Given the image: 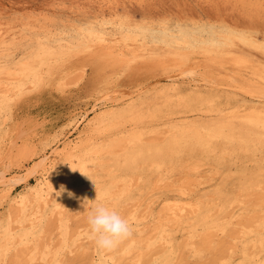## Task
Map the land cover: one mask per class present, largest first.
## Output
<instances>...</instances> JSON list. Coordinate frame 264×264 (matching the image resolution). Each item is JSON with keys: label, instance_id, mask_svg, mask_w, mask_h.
Returning a JSON list of instances; mask_svg holds the SVG:
<instances>
[{"label": "rangeland", "instance_id": "obj_1", "mask_svg": "<svg viewBox=\"0 0 264 264\" xmlns=\"http://www.w3.org/2000/svg\"><path fill=\"white\" fill-rule=\"evenodd\" d=\"M0 46V95L11 96L0 113V175L10 179L0 184V264H264V126L233 114L263 102L254 96L264 95V0H0ZM86 48L91 55L48 77L46 52L59 66ZM87 60L82 70L78 63ZM28 61L45 78L37 89L32 75L7 72ZM19 82L23 89L13 91ZM129 104L143 109L91 132L108 107L119 112ZM241 122L248 152L218 138L210 156L184 151L157 160L148 184L123 163L129 131L141 132L144 143H164L174 128L234 133ZM86 140L80 157L90 167L74 172L79 158L68 160V150ZM62 185L67 191L57 195ZM96 203L133 226L110 251L90 238Z\"/></svg>", "mask_w": 264, "mask_h": 264}, {"label": "bare ground", "instance_id": "obj_2", "mask_svg": "<svg viewBox=\"0 0 264 264\" xmlns=\"http://www.w3.org/2000/svg\"><path fill=\"white\" fill-rule=\"evenodd\" d=\"M105 41V40H104ZM2 44H3V46L6 44V41H4L3 40V42H2ZM1 47V46H0ZM73 51V50H72ZM77 51V50H76ZM96 52V51H95ZM98 52V51H97ZM45 54H47V56H45L46 58L45 59H43L44 58V56H42L41 58L43 59V60H41V62L42 61H46V62H44V64H45V66H44V68H45V70L47 71V75H48V77L50 78V77H53L54 75H55V72H56V68H57V70L58 69H62V70H65L66 71V69L68 68L69 69V66H68V64L67 63H69L71 60H74V59H76V63H77V57L80 55V54H85L86 56H89V55H91V49L90 48H86V50H84L83 52H78V53H72V54H69V56L68 57H66L65 59H64V61H63V63L61 64V65H59V66H54V65H50V60H51V54L50 53H48V52H46ZM94 55V54H93ZM89 58V57H88ZM103 58V57H102ZM47 59V60H46ZM94 59H96V56H94ZM93 59V60H94ZM99 59V58H98ZM242 60V59H241ZM40 61V60H39ZM236 61V60H235ZM74 62V63H75ZM238 62V61H237ZM30 63H32V61H28V62H26V63H23V65L21 66V68H20V70H18V69H13V68H8L7 70V72H9V70H12L11 72H12V76H15V77H17L18 79H21V78H23V77H27V76H31L32 75V78H33V83L35 84V88L37 89L38 88V86H40V85H44L43 84V82L45 81V78H41V74L40 73H36V72H34V70H33V68H31L30 66H31V64ZM175 63V62H174ZM30 64V65H29ZM42 65H44L43 63H41ZM79 64H81L82 65V70L83 69H85V70H87V67L89 66V63H88V60L87 61H85V62H82V63H78V65ZM78 65H76V67L78 66ZM101 66V65H100ZM100 66H98L97 68L99 69V67ZM150 66V65H149ZM161 66V65H160ZM186 67H188V66H186ZM71 68V67H70ZM79 69H81V67H78ZM77 68V69H78ZM96 68V69H97ZM41 70H42V68H40ZM95 69V70H96ZM94 70V71H95ZM189 70H191V69H189ZM193 70V69H192ZM191 70V72H193ZM65 71H63V73H66ZM81 71V70H80ZM97 71H99V70H97ZM96 71V72H97ZM182 71V70H181ZM187 71V70H186ZM194 71H195V69H194ZM83 73H84V71H82ZM81 72V73H82ZM77 73H78V71H77ZM14 74V75H13ZM161 74V73H160ZM3 75V74H2ZM9 75H10V73H9ZM66 75V74H65ZM167 75V74H166ZM93 76H95V73H94V75ZM102 76V75H101ZM169 76V75H168ZM175 76V75H174ZM96 78H98L97 76H95ZM173 77V76H172ZM206 77V76H205ZM210 77V76H209ZM11 78V77H10ZM161 78H163V77H161ZM62 79H64V78H62ZM88 79V78H87ZM67 80V79H66ZM95 80V79H94ZM97 80V79H96ZM163 80V79H162ZM216 80V79H215ZM137 81V80H136ZM72 82V81H71ZM95 82H97V81H95ZM157 82V81H156ZM159 83V82H158ZM172 83V82H171ZM234 83V82H233ZM3 84V83H2ZM93 85H94V83H92ZM100 84V83H99ZM163 84V83H162ZM175 84H178V83H176L175 82ZM229 84V83H228ZM96 85V84H95ZM1 86V85H0ZM16 88L15 89H13V91H21L22 89H23V84H22V82H19V84L17 85V86H15ZM163 87V89H161V91H163V90H165L164 89V87H166V85L164 86H162ZM161 87V88H162ZM179 87V86H178ZM193 87V86H192ZM227 87V86H226ZM232 86H230V88H231ZM90 88V87H89ZM108 88V87H107ZM166 88H168V87H166ZM233 88V87H232ZM236 88H238V87H236ZM9 90V89H8ZM180 90H182V89H178V93H181V92H179ZM192 90V89H191ZM260 90H264V88H260ZM9 91H12V89L11 90H9ZM161 91H159V93L161 92ZM193 91V90H192ZM247 91V90H246ZM258 91V90H257ZM5 92H7V91H5ZM164 92V91H163ZM250 92V91H249ZM165 93V92H164ZM164 93H162V95H164ZM193 93V92H192ZM252 93H254V92H252ZM198 95V97L197 98H200V99H202V95L201 94H199V93H197ZM257 94H259V93H257ZM10 95V94H9ZM9 95H8V93L6 94H3L2 96L0 95V113H1V111H2V107H3V104H4V101L6 100V99H8V98H11V96L9 97ZM13 95V94H12ZM87 95V94H86ZM95 95V94H94ZM101 95V94H100ZM99 95V96H100ZM132 95V94H131ZM166 95V94H165ZM172 95H173V93H172ZM220 95V94H219ZM256 95V94H255ZM130 96V95H129ZM252 96V95H251ZM122 97V96H121ZM166 97V96H165ZM164 97V98H165ZM179 97V96H178ZM206 97V96H205ZM253 97V96H252ZM255 98H263V102H262V104L260 105V106H257V107H245V106H242V107H238V108H235L234 110H233V114L234 115H236V116H239V117H242L243 119V121H245V122H247V123H251V124H254V125H258V126H264V95H261V94H259V95H257V96H254ZM51 98V97H50ZM196 98V99H197ZM204 98V97H203ZM104 98H102V99H98V100H103ZM166 99H168V98H166ZM173 99H174V96H173ZM57 100V99H56ZM107 100V99H106ZM114 100V99H113ZM120 100V99H119ZM169 100V99H168ZM176 100V99H175ZM184 100V99H183ZM191 100H192V97H191ZM190 99H189V102L191 101ZM198 100V99H197ZM208 100V99H207ZM122 101V100H121ZM173 101V100H172ZM261 101H262V99H261ZM9 102V101H8ZM133 102H134V100H133ZM175 102V101H174ZM184 102V101H183ZM194 102V100H192L190 103H193ZM244 102V101H243ZM129 103V102H128ZM170 103H171V101H169V102H167V106H169L170 105ZM182 103V102H181ZM185 103H187L186 101H185ZM189 103V104H190ZM20 104V103H19ZM104 105H105V103H103ZM135 104V103H134ZM145 104V103H144ZM148 104V103H147ZM242 104V103H241ZM128 107L126 108V109H124V110H122V109H119L120 111L118 112L117 111V109L116 110H113V107H112V109H110L108 106V108L107 109H109V110H107V111H105V112H102L100 115H98V117L96 118V122H95V126L93 125V127H95V128H93L92 130H91V132L92 131H94L95 129H96V127L98 126V125H100V124H102V123H104V122H106L108 119H114V117L117 115V116H119V115H122V113H129L130 115H133L135 112H136V110L137 109H139L140 110V108L141 109H143V104H138V106H135L136 108H135V110H134V108H133V106H132V104H129V105H127ZM176 106V105H175ZM224 106V105H223ZM6 107V106H5ZM4 107V108H5ZM96 107V106H95ZM100 107V106H99ZM173 107V106H172ZM151 108V107H150ZM220 108V107H219ZM8 109V108H7ZM173 109V108H172ZM68 110V109H67ZM104 110V109H103ZM74 112V111H73ZM146 112V111H145ZM5 113V112H4ZM87 113V112H86ZM141 112H138V114L140 115V116H142V114H140ZM233 115V116H234ZM60 117V116H59ZM83 118V117H82ZM233 118V117H232ZM134 119H135V117H134ZM2 120H3V118H2ZM29 120H30V118H29ZM239 120V119H238ZM28 121V120H27ZM94 122V121H93ZM226 122V121H225ZM21 123V122H20ZM26 123V122H25ZM232 123V122H231ZM238 123V122H237ZM23 124V123H22ZM91 124V123H90ZM242 122H241V124H240V127L238 128V130L236 131V132H234V133H232V132H225V131H223V132H221V133H218V132H216L215 130H213V129H202V128H199V127H196V126H194V125H190L187 129H184V130H179L178 131V129H176V128H174L173 130H175V131H177V133L176 134H174V136H172L171 135V138L169 139V140H167L166 142H164V143H159L158 141H151V142H149V143H144L143 141H142V139H141V132H139V133H137V132H135V133H132V132H128V133H131V134H128L127 133V135H124V137H125V142H127V145H126V147L125 148H123L124 149V151H123V163L124 164H126V165H128V166H130L132 169H133V171L135 172V173H138L139 174V178H140V181H142L143 183H146V184H148L149 182H151V179H150V177H149V171L151 170V169H153L154 167H156L157 165H158V163H157V160H159V159H170V158H172L171 157V155H173V154H179V153H182V152H184V151H190V152H200V154L202 153V154H204L205 156H207V155H212V154H209V153H211V152H214V151H217L218 149H219V147H216L214 144H213V141H215V139H218V138H220V139H223V140H225V142H227V143H231V144H233L234 142L239 146V149L238 148H236V149H238V151H240L241 152V150L243 149L244 151L243 152H245V147H247L248 146V144L250 143V139L247 137V135H246V133H245V131H244V129H243V127L244 126H242ZM236 125V124H235ZM77 126V125H76ZM222 126H223V124H222ZM228 126H229V124H228ZM231 126H233V125H231ZM242 126V127H241ZM247 126V125H246ZM250 126V125H249ZM235 127V126H234ZM22 128V127H21ZM28 128H29V126H28ZM91 128V127H90ZM212 128H214V127H212ZM236 128V127H235ZM15 129V128H14ZM18 129V128H17ZM104 129V128H103ZM249 129V128H248ZM31 130V129H30ZM29 130V131H30ZM89 130V129H88ZM187 130V131H186ZM246 130V129H245ZM15 131V130H14ZM13 131V132H14ZM249 131V130H248ZM251 131V130H250ZM28 132V131H27ZM26 132V133H27ZM264 132V131H263ZM172 133H174L173 131H172ZM170 134H171V132H170ZM25 135V134H24ZM18 137V136H17ZM250 137V136H249ZM15 138V137H14ZM50 138V137H49ZM16 140V139H15ZM76 140V139H75ZM262 140H264V139H259V141H262ZM10 141V140H9ZM14 141V140H13ZM80 143V142H79ZM86 143H87V140L84 142H81V144H79L78 146H73V147H71L69 150H68V160H69V158L70 159H72L73 157H75V156H77L78 158H79V163H78V165H76L74 168H73V171L74 172H76V170H79V169H83V170H88L89 169V165H88V163H87V161L84 159V158H81L80 157V155H83V147L86 145ZM118 143V138L117 139H114L110 144H107L106 146H103V147H101V151H105V148L107 147V146H110V145H113V144H117ZM10 144V143H9ZM262 144H263V142H262ZM11 145V144H10ZM17 145V144H16ZM77 145V144H76ZM225 145V144H224ZM11 147H13V146H11ZM10 147V148H11ZM15 147V146H14ZM13 147V148H14ZM242 148V149H241ZM229 149V148H228ZM232 149V148H231ZM234 149V148H233ZM235 149V150H236ZM246 149H248V147L246 148ZM9 150V149H8ZM54 150V149H53ZM92 150H93V148H92ZM52 151V150H51ZM99 151V150H98ZM202 151V152H201ZM207 151V152H206ZM247 152L249 151V149L248 150H246ZM13 152V151H12ZM206 152V153H205ZM219 152H221V154H226V153H229V152H227V147H223L222 148V150H219ZM232 152H234V151H232ZM81 153V154H80ZM217 153V152H216ZM8 154V153H7ZM56 154V153H55ZM66 154H67V152H66ZM66 154H64V155H66ZM5 155H6V153H5ZM54 155V154H53ZM59 155V154H58ZM8 156V155H7ZM51 156V155H50ZM53 158L55 157V155L54 156H52ZM57 157V156H56ZM55 157V158H56ZM67 157H66V159H67ZM114 159H117V157H118V154H115V155H113L112 156ZM45 158V157H44ZM58 158V157H57ZM45 160H46V158H45ZM53 161V160H52ZM264 161V160H263ZM57 162V161H56ZM55 162V163H56ZM262 162V161H261ZM42 163H44V162H42ZM44 166H46V164L44 165ZM39 168V167H38ZM37 168V169H38ZM54 170H55V172H53V174L51 173V176H55V178H56V175H57V166L56 165H54ZM38 172V171H37ZM110 172H112V171H110ZM1 174H2V172H1ZM6 173H3L2 175H0V184H7V183H9V181H10V179H5L6 177V175H5ZM37 174V173H36ZM14 175V174H13ZM50 175V174H49ZM19 176V175H18ZM59 176V175H58ZM12 177H14V176H12ZM17 178V177H16ZM54 178V177H53ZM55 178L52 180V181H54L55 180ZM15 179V178H14ZM8 182H7V181ZM16 180V179H15ZM14 180V181H15ZM13 181V180H12ZM58 181V180H57ZM60 181V180H59ZM58 181V182H59ZM20 182V181H19ZM18 182V183H19ZM11 183V182H10ZM13 183V182H12ZM152 183V182H151ZM55 184H56V182H55ZM54 184V185H55ZM48 187H51V184H48ZM58 189H59V187H58ZM227 190V189H226ZM222 194H223V189L222 188H219V189H217V190H215V197L216 196H218L217 198V200H219V198L222 196ZM226 193H224V195H225ZM226 196V195H225ZM26 198V197H25ZM198 198V197H197ZM196 198V199H197ZM213 198V197H212ZM196 199H195V201H196ZM199 199V198H198ZM203 199V198H202ZM215 199V198H214ZM214 199H212L213 201H214ZM228 199V198H227ZM25 200L26 199H21L20 201H22V204L23 205H25L26 206V204H27V202H25ZM200 201H201V198L199 199ZM216 200V201H217ZM233 200V199H232ZM231 200V201H232ZM19 201V202H20ZM177 201V200H176ZM202 201H204V200H202ZM202 201H201V203H202ZM213 201H211L210 203H212ZM25 203V204H24ZM197 203V202H196ZM206 203H207V201H206ZM209 203V202H208ZM202 204H205V203H202ZM216 204V203H215ZM214 204V202H213V207H216V206H219L218 204L217 205H215ZM188 205V204H187ZM197 205V207H199L200 205H198V204H196ZM196 205H195V207H196ZM215 205V206H214ZM177 206V205H176ZM184 206H186V205H184ZM205 206V205H204ZM208 206H210L211 207V205L209 204ZM208 206L206 207L207 209H205V210H207L208 211ZM23 207V206H22ZM178 207H180V206H178ZM196 207V208H197ZM181 208V207H180ZM182 208H184V207H182ZM181 208V209H182ZM193 208H194V206H193ZM199 208H201V207H199ZM177 209V208H176ZM204 208H202L201 210H203ZM180 210V209H179ZM179 210H178V213H179ZM184 210H186L185 208H184ZM198 210H200V209H198ZM198 210H196V211H198ZM181 211V210H180ZM207 211H205L206 213H207ZM184 212V211H183ZM195 214L197 213V212H194ZM181 214V213H180ZM193 215L194 216V218H196L197 216L196 215ZM204 214V213H203ZM203 214H200L201 216L203 215ZM135 215V214H134ZM206 215V214H205ZM204 215V217H206ZM136 216V215H135ZM177 216V215H176ZM209 215H208V213H207V217H208ZM134 217V216H133ZM199 217V216H198ZM217 217V216H216ZM216 217H212V218H216ZM178 218V217H177ZM208 218H210V217H208ZM207 218V219H208ZM131 219V218H130ZM136 219H137V217H136ZM173 219V218H172ZM206 218H201L200 220H199V222L201 221V222H203V225L202 226H207L208 224H211L210 222H211V220H210V222L207 220ZM211 219V218H210ZM156 220V219H155ZM219 220V219H218ZM132 221H135V220H133L132 219ZM138 221V220H137ZM192 221V220H191ZM194 221V220H193ZM196 221H198V220H196ZM222 222V221H221ZM220 222V223H221ZM189 223V222H188ZM191 223V222H190ZM198 223V222H197ZM196 222L194 223V224H197ZM202 224V223H201ZM163 227H162V230L166 227H164V224L162 223L161 224ZM222 225V224H221ZM227 225V224H226ZM138 226V225H137ZM192 226H194V225H192ZM159 227H160V225H159ZM208 227V226H207ZM223 227V226H222ZM221 227V228H222ZM135 228H136V226H135ZM161 228V227H160ZM192 228V227H191ZM198 228V227H197ZM204 228V227H203ZM202 228V229H203ZM214 228H215V225H214ZM166 229V228H165ZM194 229V228H193ZM207 229V228H206ZM212 229H213V226H212ZM211 229V230H212ZM137 230V229H136ZM139 230V229H138ZM137 230V232H139ZM160 230V229H159ZM208 230V229H207ZM211 230H209V231H211ZM213 230H215V229H213ZM141 231V230H140ZM217 231H219V229L217 230ZM220 231H222V230H220ZM219 231V232H220ZM226 232V231H225ZM224 233V232H223ZM168 235V234H167ZM163 237H164V235H163ZM166 237V236H165ZM245 237V236H244ZM263 238V237H262ZM260 239V238H259ZM257 240H258V238H257ZM256 240V241H257ZM261 240V239H260ZM131 241V240H130ZM143 241V240H142ZM165 241H166V239H165ZM172 241V240H171ZM163 242H164V239H163ZM130 243V242H129ZM128 243V244H129ZM161 243V242H160ZM159 243V244H160ZM178 243V242H177ZM176 243V244H177ZM143 244V243H142ZM257 244V243H256ZM124 245V244H123ZM161 245H162V243H161ZM170 245V244H169ZM127 246V245H126ZM166 246V248H167V245H165ZM256 246H258V244L256 245ZM120 247V246H119ZM118 247V248H119ZM259 247V246H258ZM123 249V248H122ZM127 252V251H126ZM44 257V256H43ZM106 257V256H105ZM143 258V257H142ZM44 259H45V257H44ZM114 259V258H113ZM112 259V260H113ZM47 261V260H46ZM114 261V260H113ZM113 263V262H112ZM234 263V262H233ZM110 264V263H109Z\"/></svg>", "mask_w": 264, "mask_h": 264}, {"label": "clouds", "instance_id": "obj_3", "mask_svg": "<svg viewBox=\"0 0 264 264\" xmlns=\"http://www.w3.org/2000/svg\"><path fill=\"white\" fill-rule=\"evenodd\" d=\"M65 191L67 190L62 185L57 195ZM68 195L71 197L74 194L68 192ZM88 225L90 238L95 242L97 248L101 250H113L121 241L130 237L133 232V226L128 219L122 216L115 208L106 206L103 203L94 205L88 217Z\"/></svg>", "mask_w": 264, "mask_h": 264}]
</instances>
